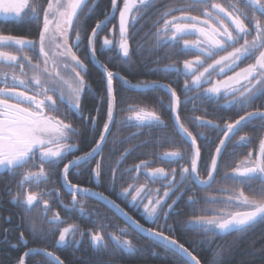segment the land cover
<instances>
[{"label":"snow or ice","instance_id":"1","mask_svg":"<svg viewBox=\"0 0 264 264\" xmlns=\"http://www.w3.org/2000/svg\"><path fill=\"white\" fill-rule=\"evenodd\" d=\"M154 3L155 0H123V7L120 8L117 0H111L112 11L119 12L118 39L115 35L112 38L103 37L101 51L115 49L122 64L128 63L133 51L129 29L135 26L142 12L146 14L154 7ZM87 6V0H46L44 4L41 0H0V17L24 18L39 24L36 38L0 32V80L4 84L0 87V170L20 177V191L12 196V200L26 212H32L42 202L43 221L50 231L59 233L57 245L79 244L88 236L90 245L98 251H108L109 241L114 249L127 253L138 251L133 241L127 238V228L119 229V234L109 232L106 238L104 229L107 224L99 223L94 225L95 230L89 228L82 231L79 225L68 224L59 212L49 217V200L43 197L51 196L53 192L59 195L58 190L37 193L31 188H39L49 183L53 175H58L62 187L71 195V202L64 205L66 210L91 216L93 213L86 211L81 197H98L125 217L128 226L150 238L154 244L180 256L185 264H200L197 257L173 236L166 235L163 230L146 228L115 200L103 192L73 183L70 176L80 175L84 169L97 181L103 178V148L111 131L110 125L115 123L114 111L118 106L114 81L119 80L122 85L134 90H166L170 97L166 107L174 116L177 133L186 147L167 151L160 159L179 165V171L177 168L170 171L163 167L152 168L150 162L141 161L126 171L139 173L143 170L146 180L161 182L163 194L160 195L159 189L153 191L148 188L147 184L138 187L130 184L120 195L131 197L128 203L135 208L142 207L147 220L155 224L163 219L167 230L174 232L167 221L172 214H176V206L185 192L195 187L208 189L217 182L220 164L227 159L226 142L253 120L261 122L260 131L264 133V109L247 111L249 106L264 98V0H227L226 3L219 0H178L162 11L155 21L157 44L169 49L178 48L180 54L193 56L192 59H184L182 65L173 62L164 66L165 72H173L177 78H183V100L171 84L156 80L132 83L119 72L109 70L99 60L95 47L98 30L109 22V17L105 16L104 20L97 22L89 36L82 37L80 12ZM82 43L88 49L90 59L96 60L105 70L106 91L101 100L107 103V121L98 132L99 138H94L92 146L86 151H81V141L75 139L83 134L70 119L76 116L94 126L97 123L96 117H84L82 108L83 95L89 88L85 79L87 65L77 54ZM249 60L253 62L240 67ZM5 68L9 70L4 71ZM221 100L239 108L244 115L235 120H224L223 126L203 116L194 117L197 128L211 129L218 137L222 136L214 147V153H210V163L202 165V152L209 151L202 141L209 138L204 132L193 134L181 121L179 111L182 104L192 103L195 110L197 101L219 105ZM128 111L132 115L122 122L124 125L134 124L141 129L167 127L156 110L129 105ZM250 140L248 133L240 135L233 144L231 155H235V149L246 146ZM77 152L81 154L76 155ZM185 160L189 161L188 166L181 163ZM201 166L205 169L204 175L201 174ZM115 172L112 169L109 177L113 186ZM223 179L231 180L240 187H221L216 191L224 195L205 197V204L220 207L202 209L199 215L195 214L193 207L188 224L200 233L215 236L244 234L257 224L264 223V137L260 139V155L253 158L251 152L247 153L244 159L224 173ZM246 187L250 194H246ZM187 203L195 206L200 199L193 192L188 196ZM63 224L67 226L61 228ZM28 231L44 235L45 229L33 220ZM19 241L28 244L24 232L20 233ZM39 251L45 252L53 264H64L59 256L45 249H28L17 264H25V257ZM222 251L218 248L215 255L219 257Z\"/></svg>","mask_w":264,"mask_h":264},{"label":"flooded vegetation","instance_id":"2","mask_svg":"<svg viewBox=\"0 0 264 264\" xmlns=\"http://www.w3.org/2000/svg\"><path fill=\"white\" fill-rule=\"evenodd\" d=\"M87 2H88V6L83 8V10L80 12L79 26L81 28V35L82 37L89 36L91 34V29L95 27L97 22L104 20L105 16L109 17V22H107L104 26H102L100 30H98V37L96 38V42H95L96 54L99 60L104 64H106L107 67L109 68L107 64V59L110 53L117 54V50L113 49L112 51H101V44L103 41V37L105 36L112 38V36L115 35L116 38L118 39L119 12L118 11L113 12L111 5L108 7H104L102 10H99V6H98L99 0H95V3H93V0H87ZM176 2H178V0H155L154 18L152 20V25L150 27L151 33L149 34V36L153 39L155 43H156L155 21L159 18L160 14L165 8L174 5V3ZM219 2L226 3L227 0H219ZM41 3L42 4L46 3V0H41ZM117 5L118 7L122 8L123 0H117ZM131 15L132 14H130V18ZM140 16L138 17V20L135 22V26L129 29L130 36L132 37V39L130 40V45L133 49L132 53H139L140 39L142 35L141 23L139 22ZM38 27H39L38 22L34 20H27L24 18L5 19L4 17H0V32H3L4 34H12V35L26 36L29 38H36L38 33ZM167 51L169 52L168 57H170L172 60L171 63L177 62L178 64L182 65V61L184 59L193 58L191 54L189 55L180 54L178 48L177 49L167 48ZM77 54L87 65V73L85 79L88 81L89 84V88L87 89V92L89 93V97L87 98V105H85V108H83L84 117L92 116V117H96L97 120V123L94 126L90 123H87L86 120L84 119L78 118L76 116L70 117L74 126L78 130H80L83 134L82 137H76L75 139L81 141V151H86L92 146V142L94 138L95 139L99 138L98 132L103 129V124L107 121L106 100H102L101 102L94 96V92H95L93 86L94 77L90 76L89 72L92 73L94 69L96 70L98 76L97 79L101 80L102 87H104L102 96L105 95V91H106V78H105V70L100 66V64L97 63L96 60L90 59V53L88 49L84 47V43H82L81 50ZM251 62L253 61L251 60L245 61L240 65V67H245L248 63ZM3 70L8 71L9 69L5 68ZM238 70L239 69H237V71ZM17 74L18 75L20 74L19 70H17ZM28 75L30 76L31 73L28 72ZM229 75H231V73H229ZM165 77L168 78V80H156V81H159L164 84H171L173 88H175L174 87L175 84L177 90L181 94V91L179 89L182 90L183 78L182 77L177 78L176 74L173 72H168L165 75ZM216 78L217 77H214V79ZM3 86L4 84L2 80H0V87ZM162 90L167 93L166 90L164 89ZM138 91H146V90H138ZM189 95L192 94L190 93ZM96 99H97V106L94 107V102H96ZM104 101H105V106H104ZM221 102L225 103L223 100H221ZM253 105L264 106V98L257 100ZM253 105L250 106V111L256 109L253 108L254 107ZM61 108L63 109V106H61ZM97 109H99V111H97ZM191 109H193V104H191ZM114 116H116V109ZM196 116L197 115H193V117ZM203 117H205L206 119H210L206 116ZM172 119L174 122L173 115H172ZM255 123L256 122L253 120L250 124L251 126H254ZM111 127L112 125L110 126V130ZM174 127L177 131L175 123H174ZM208 132L214 134L215 131L210 129ZM133 133L137 134L138 130L131 132V134ZM121 134L124 135L125 131L121 130ZM109 135L110 134H108L107 140L103 148V168H104L103 178L97 181L89 175L87 170L82 169L80 175L70 176L72 182L80 184L82 187L91 188L94 191L103 192L110 199H113L116 201V203L120 204L121 208H123L126 212H128V214L132 216L134 219L139 220L140 223L143 224L146 228L151 227L154 229L163 230L166 235L173 236L180 243H183L185 247H187L189 251H191L192 254H194L197 257L195 251L197 249L202 248V246L200 245L202 243V239L200 238L199 235H203V233H200L198 230L194 229L190 224H188V220L191 217L189 215L190 205L187 203V200H188V196L193 195V192L195 193L196 190L198 189L194 188L192 191L185 192L183 198L178 202V205L176 206V214H172L169 217L167 223L168 225H172V227L174 228V232H169L167 230V226L165 225L163 219L153 224L151 221L147 220V218L144 216L142 207L135 208L133 205L128 203V201L131 200V197L125 198L121 196L120 193L124 188L128 187V184L130 183V181H132L134 186L137 187L142 184H147V187L152 189L153 191L159 189L160 195H162L164 189L161 185V182L156 181L155 183H152L151 181L146 180L143 170H141L139 173L135 171L133 172L126 171L127 169L133 168L135 165L140 164L141 161L133 165L127 166L125 163L124 148L121 147L120 149L119 146H111L112 148H110L108 145ZM232 139L233 137L231 138V140ZM209 140H211L210 137L208 141ZM110 149H112V155L109 154ZM259 149L260 146L258 147V150L254 158L257 157ZM80 154L81 152L76 153V155H80ZM122 154H124L123 159H121ZM161 155L159 157H161ZM97 159L99 160L100 157H97ZM118 161L119 163H117ZM148 162H150V167L152 168L163 167L169 171L172 168H177L176 164L173 167L174 163H171L169 165L167 163L166 166H164V165H153L151 161ZM62 167L63 165L60 166L61 169ZM92 167H94V163ZM112 169L116 170L115 172L116 181L114 186L109 178ZM133 177H138V178L133 179ZM19 180H20L19 176H13L10 175L6 170H0V249L3 248L4 245H8L13 248L18 245V243L20 242L18 238H16L17 240L16 242H12L13 239H15V237H13V234L18 233L20 236L21 232L27 231L28 233V228L30 224L27 223V227H22L24 220L21 217H23L24 215L25 217H27L28 213L30 212L24 211L21 207L17 206V204L12 200V196H14L17 191H20V189L18 188ZM52 189H57L59 195L53 192L51 196L43 197V199L49 200V204L51 207V211L48 212L49 217H51L53 213L59 212L61 218L64 219L68 224H77L79 225L82 231L89 228L95 230L94 225H98L99 223L107 224L108 227L104 229L106 238H107V233L109 232H116L117 234H119V229L127 228V233H128L127 238L133 241V243L137 246L138 251L135 253H127L121 250L114 249L111 241L108 242L109 243L108 251L106 252L98 251L90 245V239L88 236H85L82 242L79 244L69 243L66 245H57L56 240L58 239V235H59L58 232H55L57 233V238L55 240V247H54L55 249H61L68 245L72 253L77 256L76 258L84 259V262L86 264H185L184 260L180 256L168 251L167 249L163 248L160 245L154 244L150 238H147L144 234H140L138 231L134 230L131 226H128L126 224V219L123 216H121L119 213L114 211L110 206L106 205L105 202L100 201L98 197H81L86 211L89 213H93L91 216L81 215L78 211L75 210L73 211L66 210L64 208V205L69 204L71 202V195L64 187H62L61 180L58 175H53L49 183L42 184L40 185L39 188L33 186L31 188V191L40 193L45 191H51ZM195 195L197 196V193H195ZM146 202L147 201H145V203ZM169 203H171V200H169ZM216 207L218 208L220 206L215 205L214 208ZM42 209H43V204L41 202L39 207L34 209L32 212L34 214V217L36 218V222L38 224H42L45 231H50L48 229V225L42 219ZM14 216H16L17 219L16 218L13 219ZM64 226H67V224L61 225V228ZM229 234L232 233L223 234V235H229ZM28 249H44V248H40L37 246H30L27 247L24 252L28 251ZM47 251L52 252L50 250ZM24 252L18 258H16L14 255L12 256V254L10 253L7 254L9 257L5 259V263L17 264L20 257L23 256ZM39 252L44 253L42 251ZM33 253L36 252H32L29 255ZM5 255L6 254L3 255V253L0 252V262L4 263L3 256ZM197 259L199 260L198 257ZM25 264H27V257H25Z\"/></svg>","mask_w":264,"mask_h":264},{"label":"trees","instance_id":"3","mask_svg":"<svg viewBox=\"0 0 264 264\" xmlns=\"http://www.w3.org/2000/svg\"><path fill=\"white\" fill-rule=\"evenodd\" d=\"M111 5V0H99V10H102L104 7ZM154 7L149 9L147 13H142L140 16L139 22L141 23V39L139 53H132L129 62L122 64L121 58L116 53H110L107 64L110 70L119 72L122 76L131 80L132 83H137L143 80H168L165 75L168 72L164 71L163 66L171 64V58L168 57L167 47H163L155 43L153 39L149 36L151 33L150 27L152 25V20L154 18ZM142 47V51H141ZM90 76L94 77L93 86H94V96L102 102L101 97L103 94L104 87H102L101 80H98L96 70L94 69L89 72ZM86 77V74H85ZM174 87L177 90V87L174 84ZM114 88L117 92V101L118 106L116 108L115 123L112 124L108 145L119 146L124 148L125 151V163L126 165H133L140 161H151L153 165H164L166 166L167 162H164L160 159V155L168 150H174L180 147H186L183 145L181 136L178 135L174 122L172 119L171 112L167 109L166 105L169 102V95L164 92L162 89H151L146 91H138L130 89L127 85H122L119 80L114 81ZM179 89V88H178ZM181 99L183 98V92L181 89ZM178 91V90H177ZM179 93V91H178ZM180 94V93H179ZM89 93H86L83 96L82 108H85L87 105V98ZM97 99L94 102V107L97 106ZM162 103H161V101ZM183 100V99H182ZM191 104L187 105L182 104L179 111L181 121L189 128L193 134L198 132H204L205 135L211 140L202 141L205 144V147L209 151H203L202 156L203 160L201 164L210 163V153H214V147L219 142L217 133L211 134L208 132L210 129L207 128H197L194 123L193 115L197 116H206L214 121H217L223 125L224 120H235L240 115H244V112L239 108H233L226 103L219 102V105L213 103H201L199 101L195 104V110L191 109ZM129 105L137 106L140 108H145L146 110H156L158 114L161 115L162 119L165 121L167 127L161 128H152V129H141L134 126V124L124 125L122 122L127 119L132 113L128 111ZM105 106V101H104ZM223 106V107H220ZM253 108H264L261 105H253ZM250 111V106L247 109ZM256 123L254 126L247 124L242 128V130L233 137L227 144V150L225 152L226 160L222 161L220 164L219 172L216 176V183H213L211 188L203 189L195 187L197 197L200 199V203L195 206L189 207L190 217L193 215V207L195 208V214H201L202 209L213 207L215 205H207L204 203V198L213 196V195H224L218 193L216 190L218 188H239L240 185H234L231 180H224L223 176L226 171H230V167L235 166L240 160L244 159L245 155L249 152H252L253 158L256 155L258 147L260 146V139L264 137V133L260 131L259 120H254ZM121 130L125 131V134H121ZM138 133L133 135L131 132L137 131ZM248 133L251 137L250 142L244 146L235 149V155H231L233 152V144L236 140L239 139L240 135ZM213 137H211V136ZM201 142V141H199ZM109 154L112 155V149L109 150ZM183 165L188 166L189 161L185 160L181 162ZM170 163H168L169 165ZM175 163L173 164V167ZM177 171H179V165H177ZM201 174H205V169L203 166L200 168ZM133 184L132 181L128 186ZM246 194H250V190L246 187ZM217 208V207H216ZM17 219L14 216L13 219ZM24 223L22 227H27V223H31L33 220L36 221L33 212L28 213L27 217H23ZM25 238L28 237V244L24 245L22 241L18 243L16 247H11L4 245L0 249V252L6 254L3 256V262L9 257L7 254H12L18 258L27 247L37 246L50 250L55 255L59 256L61 260L64 261V264H86L84 259H78L77 256L72 253L70 248L67 246L61 249H55V240L57 238V233L53 231H44V235H34L30 234L28 231H24ZM202 239L201 249H197L196 255L202 264H264V223L257 224L247 233H232L229 235H199ZM12 242H16V238L19 239V234H13ZM30 245V246H29ZM218 248H222V253L219 257L215 255ZM14 257V258H15ZM27 264H53L51 258L48 257L45 253L36 252L27 256Z\"/></svg>","mask_w":264,"mask_h":264},{"label":"water","instance_id":"4","mask_svg":"<svg viewBox=\"0 0 264 264\" xmlns=\"http://www.w3.org/2000/svg\"><path fill=\"white\" fill-rule=\"evenodd\" d=\"M114 114H115V111H114ZM111 126V125H110ZM227 143V142H226ZM260 155V149H259V151H258V154H257V157ZM111 207V206H110ZM114 211H116L115 209H113ZM117 212V211H116ZM118 213V212H117ZM122 216V215H121ZM125 218V217H124ZM126 219V218H125ZM43 252V251H42ZM49 252V251H48ZM45 253V252H44ZM194 255V254H193ZM200 264H201V262H200Z\"/></svg>","mask_w":264,"mask_h":264}]
</instances>
